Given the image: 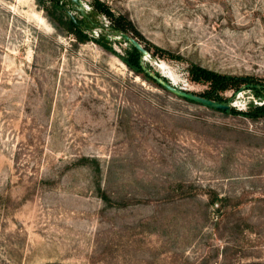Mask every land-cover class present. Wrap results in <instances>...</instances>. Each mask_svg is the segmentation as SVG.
I'll list each match as a JSON object with an SVG mask.
<instances>
[{
    "label": "rangeland",
    "instance_id": "rangeland-1",
    "mask_svg": "<svg viewBox=\"0 0 264 264\" xmlns=\"http://www.w3.org/2000/svg\"><path fill=\"white\" fill-rule=\"evenodd\" d=\"M53 1L0 0V264H264V0Z\"/></svg>",
    "mask_w": 264,
    "mask_h": 264
},
{
    "label": "trees",
    "instance_id": "trees-1",
    "mask_svg": "<svg viewBox=\"0 0 264 264\" xmlns=\"http://www.w3.org/2000/svg\"><path fill=\"white\" fill-rule=\"evenodd\" d=\"M38 2H39V5H41L43 7L46 5L45 0H38ZM52 4H53L52 7L54 8V10L57 13V22H60L61 24H63L65 26V28L70 33L76 35L77 38L81 42H85L87 40V37L82 35V30L86 26L87 19H89V14L87 17L86 16L84 17L83 15L80 14L83 17V19H81V20L77 19V23H75L73 21V19L70 17L68 11H66L64 5L63 4L60 5L59 0L53 1ZM106 16L108 17V19L111 22L110 28L112 31H114L115 33H117L119 35L121 33H126L129 35H132L134 38H137L142 45L144 44L142 41L141 34L136 30L134 24L130 20H128L126 17H123V16L114 17L113 15H109V14H106ZM98 42L102 43L99 40H98ZM127 43L129 44V50L126 53L127 56L121 57L122 61L130 68L131 71H133L137 75H143L145 79L150 80V81L153 80L150 76H148L145 73V71L143 69L144 61H143L142 53L138 49H136V47L132 43H130V42H127ZM144 48L147 49L149 51V53L151 52L150 48L145 44H144ZM160 87H162V86H160ZM246 88L252 90L255 93V96L260 97V98H264V87H262L258 84L249 83V84H246ZM203 97H205L207 99L218 101L220 103H225V104L227 103V101H224L220 98L214 97V95H212V93H208V94L204 95ZM187 101H189V100H187ZM190 102H192V101H190ZM253 107L254 106H251L250 108L252 109ZM216 110H218V109H216ZM220 111L227 113V114L235 112V110L232 107L229 110H220ZM244 115H246L252 119H256L258 117H263L264 116V105L262 107H258L254 113L253 112L252 113H244Z\"/></svg>",
    "mask_w": 264,
    "mask_h": 264
},
{
    "label": "water",
    "instance_id": "water-1",
    "mask_svg": "<svg viewBox=\"0 0 264 264\" xmlns=\"http://www.w3.org/2000/svg\"><path fill=\"white\" fill-rule=\"evenodd\" d=\"M72 4H74V8L76 11H78L81 15L85 16V5L81 0H70ZM70 17L73 19L75 23H77L76 17L73 15L71 11H68ZM120 37L122 40L126 42L132 43L136 49H138L144 57L149 56V51L144 48V46L139 42L137 38H134L133 36L126 34V33H121ZM143 69L145 73L150 76L158 85L162 86L164 89L167 91L171 92L172 94L183 98L187 99L189 101L213 108V109H218V110H229L231 108V105L220 103L215 100L207 99L205 97L196 95L194 93H191L185 89H179L175 87L171 82L164 80L162 77L156 75L152 71H150L147 67L143 66Z\"/></svg>",
    "mask_w": 264,
    "mask_h": 264
},
{
    "label": "bare ground",
    "instance_id": "bare-ground-1",
    "mask_svg": "<svg viewBox=\"0 0 264 264\" xmlns=\"http://www.w3.org/2000/svg\"><path fill=\"white\" fill-rule=\"evenodd\" d=\"M163 77H165L164 75H163ZM166 78V77H165ZM170 78V77H169ZM174 86H175V82L174 83H172Z\"/></svg>",
    "mask_w": 264,
    "mask_h": 264
}]
</instances>
